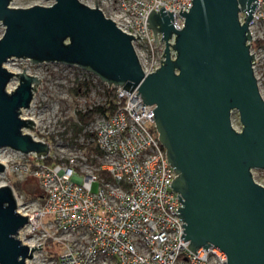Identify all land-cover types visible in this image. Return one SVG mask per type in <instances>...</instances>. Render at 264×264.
<instances>
[{
	"label": "water",
	"instance_id": "95a60500",
	"mask_svg": "<svg viewBox=\"0 0 264 264\" xmlns=\"http://www.w3.org/2000/svg\"><path fill=\"white\" fill-rule=\"evenodd\" d=\"M11 1L0 0V23L6 26L0 38V148L37 157L50 151L48 142L24 131L34 130L35 122L21 116L41 80L25 67L18 73L7 68L12 58L76 65L109 86L137 89L144 102L156 105L154 122L176 170L171 186L181 193L177 213L190 249L215 245L228 264H264V184L253 176L254 169H264V96L248 43L258 4L253 2L259 0H193L191 11L180 12L182 29L174 26L173 11L153 9L148 24L155 41L163 33L166 48L161 68L149 75L133 46L135 37L107 17L98 0L95 7L55 0L26 8ZM14 77L19 84L9 90ZM235 111L240 130L233 124ZM4 170L0 161V173ZM27 222L12 186L1 185L0 264H28L35 248L18 237Z\"/></svg>",
	"mask_w": 264,
	"mask_h": 264
},
{
	"label": "built area",
	"instance_id": "2783aa9c",
	"mask_svg": "<svg viewBox=\"0 0 264 264\" xmlns=\"http://www.w3.org/2000/svg\"><path fill=\"white\" fill-rule=\"evenodd\" d=\"M95 1L87 4L95 7ZM253 3L258 4L249 23L252 40L248 43L262 92L264 0ZM98 6L119 28L135 37L133 46L141 67L149 75L161 68L166 48L163 33H159V42L155 41L156 35L149 26L150 13L153 9L159 13L164 6L165 10L173 11L174 26L182 29L185 21L180 12L191 11L193 0H98ZM245 17L241 13L242 22ZM145 36L148 42L143 39ZM174 41L175 34L171 44ZM172 55L176 57L173 49ZM64 66H74L87 77L100 80L79 66ZM105 84L114 88L115 108L95 113L86 125L87 146L79 147L76 142L69 149L33 132L30 134L36 140L49 143L47 156L0 148V161L5 165L0 178L8 181L12 175L22 181L33 177L43 191V196L28 199L13 189L18 211L28 217L18 237L35 248L27 263L228 264V256L218 246L207 249L203 246L196 253L190 249V241L182 236L186 227L177 209L183 202L178 200L181 193L171 186L177 174L156 130L153 110L156 105L144 102L137 89L129 91ZM99 105L109 106L107 102H93L79 111L86 112ZM57 112L54 109L53 115ZM36 123L44 122L36 119ZM89 146L96 151L90 153L91 157L86 151ZM90 160L98 163L92 164ZM96 182L99 186L94 191ZM6 184L10 185L8 182L2 185ZM48 215L53 217L48 219Z\"/></svg>",
	"mask_w": 264,
	"mask_h": 264
},
{
	"label": "rangeland",
	"instance_id": "374dc122",
	"mask_svg": "<svg viewBox=\"0 0 264 264\" xmlns=\"http://www.w3.org/2000/svg\"><path fill=\"white\" fill-rule=\"evenodd\" d=\"M90 1L91 0H83V2L86 3H89ZM54 2L55 0H12L11 6L26 8L36 4L51 5ZM5 29L6 26L3 23H0V38L5 33ZM5 65L6 67L20 72L24 71L25 67V70L28 71L29 74L34 75L41 80V82L36 86V90L34 92L35 101L28 109L29 114L34 116L35 119H42L45 128H43L42 124L35 123L34 130L26 127L24 129L25 132H35V134L40 135V137H50L54 142L58 141L61 145L69 146V149H73L76 142L79 147H83L84 144L87 146L88 137L85 132L87 124H84L82 121L79 122L77 113L79 109L89 108L93 102L97 104H104L107 102V105H109V101L113 102L114 100V90L108 94L109 92L107 90V86L101 79L96 81L91 75L87 77V75L77 71L76 67L64 66L66 65L64 63H32L26 58H12ZM85 82L90 84L88 93L84 92L85 88L82 89L79 87ZM18 84L19 78L14 77L8 85V89L13 90L18 86ZM261 94L264 96L263 88ZM54 109L58 111L55 115H53ZM50 118L53 120L50 121ZM232 120L235 128L240 130L242 128V124L238 111L233 113ZM76 125L79 128L82 127L81 132L75 133ZM93 150L94 146H89L86 150L89 157H91L90 153L93 154V152H96ZM90 163L95 164L98 162L90 160ZM253 176H255L256 181L264 184L263 168L254 169ZM5 182H8L13 187L17 195L24 196L28 199L43 195L40 184L35 178L31 177L26 182H22V189L17 186L18 179L15 176L11 175V179L8 181L0 178V185ZM98 186L99 184L96 182L93 186V190L97 191ZM52 217L53 215H48V219ZM54 247L58 248L59 246L55 245Z\"/></svg>",
	"mask_w": 264,
	"mask_h": 264
},
{
	"label": "trees",
	"instance_id": "16d2710c",
	"mask_svg": "<svg viewBox=\"0 0 264 264\" xmlns=\"http://www.w3.org/2000/svg\"><path fill=\"white\" fill-rule=\"evenodd\" d=\"M80 88H85L84 92L85 93H88L89 89H90V84L88 82H85V83H82L80 86ZM107 90H108V94H110V92H112L114 90V88H109L107 87ZM115 108V105L112 101H109V106L106 107V106H102V105H99V106H96L94 107L93 109H89L87 110L86 112H81L79 111L78 112V118L84 123V124H88L90 122V120L92 119V117L95 115V113L97 112H103V113H106L107 111L109 110H113ZM82 130V127H78L77 125L75 126V133H79L81 132ZM102 174L106 175V171H102L101 172ZM31 178V177H28V179ZM33 178V177H32ZM27 179V178H26ZM24 179L22 181H18V184L17 186H19L21 189H22V182H26L27 180ZM43 196V195H42ZM41 197V196H40Z\"/></svg>",
	"mask_w": 264,
	"mask_h": 264
},
{
	"label": "bare ground",
	"instance_id": "6f19581e",
	"mask_svg": "<svg viewBox=\"0 0 264 264\" xmlns=\"http://www.w3.org/2000/svg\"><path fill=\"white\" fill-rule=\"evenodd\" d=\"M7 68H9V67H7ZM10 70H12V71H14V72H19V71H17V70H14V69H11V68H9ZM27 73H29L28 71H26ZM34 103V102H33ZM21 116L24 118V119H31V120H33L35 123H36V119H35V117L34 116H31L30 114H29V109L28 108H26V109H23L22 110V112H21Z\"/></svg>",
	"mask_w": 264,
	"mask_h": 264
}]
</instances>
